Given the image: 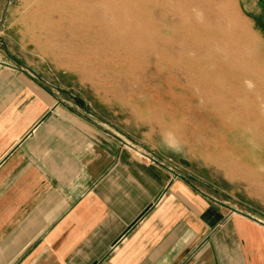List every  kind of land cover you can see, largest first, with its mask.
I'll return each mask as SVG.
<instances>
[{"label": "rangeland", "instance_id": "374dc122", "mask_svg": "<svg viewBox=\"0 0 264 264\" xmlns=\"http://www.w3.org/2000/svg\"><path fill=\"white\" fill-rule=\"evenodd\" d=\"M244 5L0 0V63L264 220V28Z\"/></svg>", "mask_w": 264, "mask_h": 264}, {"label": "crops", "instance_id": "0c3cea01", "mask_svg": "<svg viewBox=\"0 0 264 264\" xmlns=\"http://www.w3.org/2000/svg\"><path fill=\"white\" fill-rule=\"evenodd\" d=\"M242 1L264 28V0ZM67 104L0 63V264H264V220L239 195Z\"/></svg>", "mask_w": 264, "mask_h": 264}, {"label": "clouds", "instance_id": "9594fccd", "mask_svg": "<svg viewBox=\"0 0 264 264\" xmlns=\"http://www.w3.org/2000/svg\"><path fill=\"white\" fill-rule=\"evenodd\" d=\"M169 136L171 137V134H169ZM165 143L167 144V146L173 150H179V144L177 141L174 140V138H170L168 140L165 141Z\"/></svg>", "mask_w": 264, "mask_h": 264}]
</instances>
